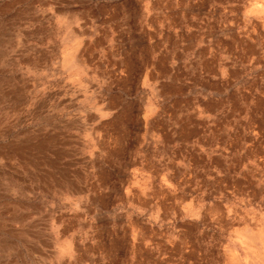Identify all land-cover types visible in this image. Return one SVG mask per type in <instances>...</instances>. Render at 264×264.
Segmentation results:
<instances>
[{
	"label": "rangeland",
	"instance_id": "374dc122",
	"mask_svg": "<svg viewBox=\"0 0 264 264\" xmlns=\"http://www.w3.org/2000/svg\"><path fill=\"white\" fill-rule=\"evenodd\" d=\"M0 264H264V0H0Z\"/></svg>",
	"mask_w": 264,
	"mask_h": 264
}]
</instances>
